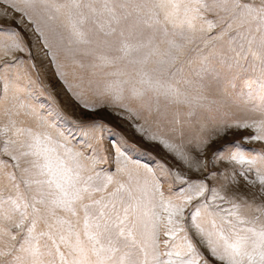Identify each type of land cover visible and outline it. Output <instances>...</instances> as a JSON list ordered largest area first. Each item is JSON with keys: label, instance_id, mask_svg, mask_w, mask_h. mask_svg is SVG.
I'll return each instance as SVG.
<instances>
[{"label": "snow or ice", "instance_id": "obj_1", "mask_svg": "<svg viewBox=\"0 0 264 264\" xmlns=\"http://www.w3.org/2000/svg\"><path fill=\"white\" fill-rule=\"evenodd\" d=\"M0 264H264V0H0Z\"/></svg>", "mask_w": 264, "mask_h": 264}, {"label": "rangeland", "instance_id": "obj_2", "mask_svg": "<svg viewBox=\"0 0 264 264\" xmlns=\"http://www.w3.org/2000/svg\"><path fill=\"white\" fill-rule=\"evenodd\" d=\"M36 63L38 66H41L42 62L37 56ZM41 80L44 84L42 100L52 103L53 105L59 106L65 115L72 117L73 112L75 111L76 116H79V109H75L68 99L67 94L63 91L62 85L53 75L52 70L47 67H41ZM104 115V114H101ZM107 121L113 126L115 131L124 136L130 143L137 146V151L133 153V156L143 163H150V157L155 159H166L170 164L175 165L171 157H165L162 151L150 143L144 142L139 138L135 131L125 122L118 121L113 117H105ZM247 135L246 132H241L238 134H229L220 140L217 144H213L209 149L208 154H211V151L228 141L241 140L243 136ZM250 147H258V144H251Z\"/></svg>", "mask_w": 264, "mask_h": 264}]
</instances>
